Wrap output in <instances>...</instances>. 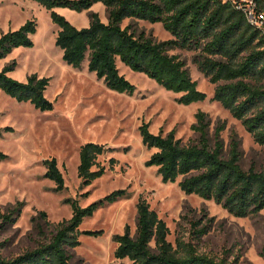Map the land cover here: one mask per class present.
<instances>
[{"label":"trees","instance_id":"obj_1","mask_svg":"<svg viewBox=\"0 0 264 264\" xmlns=\"http://www.w3.org/2000/svg\"><path fill=\"white\" fill-rule=\"evenodd\" d=\"M52 11V19L58 26L56 45L63 52L64 61L80 69L88 61L91 73L103 80L112 91L133 95L137 87L121 74L118 60L131 70L147 75L168 91L182 94L179 102L184 105L203 102L205 92L198 88L186 63L171 51L186 49L199 52L194 57L198 69L216 85L215 100L220 102L234 118L240 120L255 140L264 145V31L252 25L244 12L231 1L224 0H35ZM259 12L264 13V0H255ZM103 3L108 12L105 23L100 14L91 9ZM56 8L77 12L89 11L90 26L75 27ZM126 19L131 23L123 27ZM138 21L162 23L172 35L158 41L146 31H139ZM37 23L28 21L19 30L0 38V60L16 48L33 47L32 35ZM14 62L0 71V90L19 102H30L37 109L49 110L53 104L47 99L49 78L38 74L29 76L26 82L18 81L9 73ZM192 129L199 134L197 140L184 142L176 131L167 134L163 130L154 134L149 125L140 130L144 145L156 152L148 161L158 167L165 183L179 185L187 195H197L204 200H214L230 214L245 218L264 210V170L241 165V141L235 132L227 145L222 132L224 122L212 131L209 115L199 111ZM220 123V122H219ZM2 130L0 129V136ZM106 145L87 143L81 147L79 177L83 186L101 178L106 168L98 162L100 156L109 152ZM8 156L0 150V162ZM111 162H115L112 159ZM45 177L56 184V191L66 188L65 177L56 159L46 160ZM127 195L117 190L105 200H117ZM73 215L59 223L49 234L39 227L37 245L17 256H6L0 242V264H73L75 249L80 245V227L86 217L94 216L102 201L82 207L77 200L67 199ZM137 232L132 235L130 226L124 234L114 236L117 243L115 257L129 259L133 264H242L241 256L230 249L216 254L201 251L200 243L213 227L215 217L206 210L200 218L189 220L188 239L178 236L176 242L169 240L170 228L159 217L147 200L140 198L137 204ZM22 207L4 215L5 223L14 215L20 216ZM47 223L48 215L40 218ZM39 226V225H38ZM37 226V227H38ZM101 235L103 231H86ZM261 256L264 258V246Z\"/></svg>","mask_w":264,"mask_h":264},{"label":"rangeland","instance_id":"obj_2","mask_svg":"<svg viewBox=\"0 0 264 264\" xmlns=\"http://www.w3.org/2000/svg\"><path fill=\"white\" fill-rule=\"evenodd\" d=\"M91 10L108 22L104 4ZM55 11L78 29L90 26L89 11ZM31 20L37 23V32L31 36L34 46L16 48L1 59L0 71L15 62L17 66L9 76L18 81L26 82L33 74L49 78L46 97L53 108L37 109L30 102H19L0 90V150L8 156L0 162V242L6 243L2 253L17 256L37 245L39 227L49 234L59 223L69 220L73 209L67 199L77 200L84 208L102 201L94 216L86 217L80 227V245L75 249L73 264H133L129 259L115 257L118 245L114 236L124 234L127 226L132 235L136 234L137 204L143 198L166 221L171 242L175 243L178 236L189 238L190 224L182 219L184 215L198 219L206 210L215 222L200 243L201 251L218 254L230 249L241 256L242 264H264V210L257 215L236 217L214 200L184 193L180 179L165 183L158 167L147 164L156 149L144 145L140 130L144 124L154 134L175 130L177 138L189 142L199 137L192 127L197 113L204 111L212 122V131L224 122L227 124L222 132L227 145L232 132L238 135L244 169L254 166L264 170V145L215 100L216 85L194 63L199 52L171 51L186 63L198 88L206 93L205 101L180 104L182 94L166 90L118 60L121 74L137 87L133 95L121 94L108 89L103 80L90 72L87 63L76 69L64 61L63 52L56 45L59 28L51 10L35 0H0V38ZM130 23L126 19L123 27ZM137 26L158 41L172 38L162 23L138 21ZM87 143L106 145L110 150L98 159L106 168L105 174L83 186L78 167L81 147ZM51 159L57 160L64 174L66 188L62 192H57L55 182L45 177L44 162ZM117 190H125L127 195L105 200ZM20 205L21 215H14L12 221L5 223L3 216ZM41 212L47 213V223L39 219L35 224L32 218H40ZM100 230L103 234L97 236L85 233Z\"/></svg>","mask_w":264,"mask_h":264},{"label":"built area","instance_id":"obj_3","mask_svg":"<svg viewBox=\"0 0 264 264\" xmlns=\"http://www.w3.org/2000/svg\"><path fill=\"white\" fill-rule=\"evenodd\" d=\"M231 1L238 10H242L248 21L264 31V13L258 11L255 0H224Z\"/></svg>","mask_w":264,"mask_h":264},{"label":"crops","instance_id":"obj_4","mask_svg":"<svg viewBox=\"0 0 264 264\" xmlns=\"http://www.w3.org/2000/svg\"><path fill=\"white\" fill-rule=\"evenodd\" d=\"M99 4H103V3H97V4H95L94 6H93V8L96 6V5H99ZM105 6V5H104ZM105 8H106V6H105ZM85 63H87L88 64V61H86ZM84 63V64H85Z\"/></svg>","mask_w":264,"mask_h":264},{"label":"bare ground","instance_id":"obj_5","mask_svg":"<svg viewBox=\"0 0 264 264\" xmlns=\"http://www.w3.org/2000/svg\"><path fill=\"white\" fill-rule=\"evenodd\" d=\"M113 92V91H112Z\"/></svg>","mask_w":264,"mask_h":264}]
</instances>
